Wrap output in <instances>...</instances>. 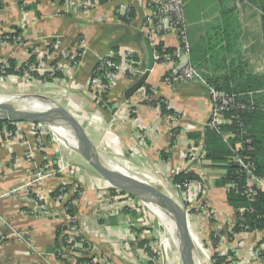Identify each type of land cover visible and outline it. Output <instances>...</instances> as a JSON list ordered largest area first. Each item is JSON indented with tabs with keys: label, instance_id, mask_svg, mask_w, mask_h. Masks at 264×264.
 Wrapping results in <instances>:
<instances>
[{
	"label": "crops",
	"instance_id": "obj_1",
	"mask_svg": "<svg viewBox=\"0 0 264 264\" xmlns=\"http://www.w3.org/2000/svg\"><path fill=\"white\" fill-rule=\"evenodd\" d=\"M33 1L29 0L28 4ZM36 1L37 13L28 11L23 28L19 27L22 20L19 0L5 1L0 21L6 27H19L24 41L0 44V57L17 64L42 57L47 63L58 65L59 75L22 83L21 75L9 74L0 76L4 79L0 86L10 92L17 90L52 98L76 118L96 150L116 168L127 170L177 203L180 198L170 184V170L181 163L188 133L194 135L195 138H189L195 140L204 156L200 170L204 172L203 186L210 204L209 213L205 214L202 202L197 200L189 218L196 250L207 257L203 244L211 254L215 252L228 260L232 258L229 254L235 252L233 264H264V257L253 251L258 242L264 247V229L241 235L237 243L239 235L233 234L236 212L226 199L228 186L215 185L225 169L212 166L213 156L232 153L229 131L218 134L213 130L219 135L220 143H208L205 125L211 110L209 86H215L220 79L264 110V0H183L190 44L184 61H189L202 78L190 82L165 81L162 70L154 64L145 82L154 88L156 97L162 98L168 109L179 115L178 131L184 125L191 128L187 133H178L174 145L171 124L165 118L169 113L162 114L158 104L150 105L142 100L145 83L132 89L144 73L148 57L142 32L145 9L136 0H108L89 13L78 8L68 12L58 0ZM128 13L130 19L126 21ZM56 39L70 53L77 45L84 44L82 55L75 63L60 55L53 61L44 56V50L51 51ZM162 43L175 48L179 45L177 33H167ZM106 53L120 67L111 89L94 97L87 80L98 57ZM133 67L137 68L135 72L131 70ZM17 127L21 141L12 142L0 136V264H79L76 259L63 260L57 252L56 232L67 221V214L52 193L62 179L80 186L75 216L80 234L91 244L94 254L103 256L109 264H143L146 252L138 243L144 239L143 235L147 237L143 218H133L134 212L127 209L116 215L107 211L105 192L113 190L80 155L68 154L51 143L43 130L44 144H41L40 131H34L32 122H18ZM25 152H30L32 157L23 158ZM45 155L51 158L55 168L64 160L69 161L75 176L46 177L42 184L45 205L40 207L22 189L13 191L31 180L35 165ZM214 233L219 236L215 242ZM166 261V264H182L179 252L170 250Z\"/></svg>",
	"mask_w": 264,
	"mask_h": 264
},
{
	"label": "built area",
	"instance_id": "obj_2",
	"mask_svg": "<svg viewBox=\"0 0 264 264\" xmlns=\"http://www.w3.org/2000/svg\"><path fill=\"white\" fill-rule=\"evenodd\" d=\"M4 6L6 0H1ZM29 0H19V9L22 14V20L20 22V28H23L27 24L28 19V10L25 9V4ZM63 5L66 11H73L76 8L81 9L83 12L89 13L91 9L95 8L99 2L98 0H58ZM140 4L146 13L145 23L142 26V32L145 40L153 48L155 64L162 70V76L165 81H175V82H190L195 79H201L202 76L196 70V68L189 62L184 61V57L189 54V39L186 29V21L184 14L183 0H136ZM2 8H0V12ZM130 11V10H129ZM130 13V12H129ZM129 13L126 14V18H130ZM17 27V26H16ZM176 32L179 45L173 48L171 52L166 51H155L154 47L159 43H162L165 35L169 32ZM24 41V36L22 33L16 34L15 27H6L0 21V44L5 45L8 43H22ZM82 47L84 44L81 43L76 46V48L70 53L64 48H62L59 40H55L52 43V50H44V56L53 61L55 56H61L69 61L76 62L79 57L82 55ZM50 62V61H49ZM24 63V67L21 70V76L27 80H31L35 77L34 73H37L38 76L44 77L45 75L53 76L56 74L58 65L49 64L45 58L39 57L35 61L29 63L27 60ZM135 63V62H134ZM22 64V63H21ZM21 64H17L16 68L19 69ZM119 63L113 58L111 54H105L96 60L93 65L88 80L87 87L89 92L94 96L98 97L101 94L108 92L114 84L115 77L118 74ZM8 68V62L6 59L0 57V72H3ZM133 72L137 70L136 67L131 68ZM142 100L150 105H154V102L157 101L154 88L151 89L149 93L145 89H142ZM238 95L235 93L227 92L225 90L218 89L214 86H209V100L211 105L210 115L207 119L205 125L207 128L215 130L221 134V126H233L236 123L240 127V132H228L229 138H232L233 148L232 155L229 161L238 166L239 172L244 175L245 183L240 186H234L236 192H239L241 195L245 196L249 201H253L257 188L264 189V178L257 174L256 165L254 162L247 156L241 155L240 151L245 149V144L250 145L251 139L244 138L243 135L246 133L241 118L238 115L226 116L224 112L232 109H253L254 104L252 102L247 105L241 102H238ZM179 115L175 112H171L165 116L166 121L171 124V139L172 145H174L178 133H187L191 128L189 125H184L181 127V131H178V125L176 121ZM12 125L15 127L14 130H9L5 126H0V136L8 138L9 141L18 142L21 141L20 128H18V122H12ZM156 128L159 123H155ZM33 129L35 132L40 131L39 142L44 144V138L41 135L40 126L33 123ZM32 155L30 152H25L23 158H31ZM203 154L199 146L196 145L195 140H192L188 137V144L183 149L181 153V163L178 168H173L170 170V175L173 178L176 174L183 172L185 174L193 173L195 177L185 178L182 181L173 182L172 178L170 184L175 188L179 194V204L185 209L186 216L189 223V218L192 215V209L197 200L200 199L202 202V210L206 214L209 213L208 208L210 206L207 200V194L204 190V181L205 176L204 172H201L200 168L203 165ZM60 174L65 177H74V169L67 168V166L59 165L58 168H55L51 158L49 156H43L41 162L38 165H35V170L30 181L24 183L21 188L14 190L15 193L18 190H21L31 198V201L40 207H43L45 204V191L42 189V184L44 179L49 176ZM67 177V178H69ZM74 183V182H73ZM65 179H62L61 184L57 187L59 190L58 194L54 198L57 203L64 207V210H67L66 202L69 199L71 193L75 191L76 183L71 187V189L66 192L65 186L73 184ZM233 187V186H232ZM113 188V187H112ZM115 189V190H114ZM112 190V189H111ZM124 192L113 188V191H106V209L110 213L119 214L125 209L129 211L138 210L139 203H136L134 197L124 193ZM7 193L6 195H9ZM103 195V192L101 193ZM104 196V195H103ZM76 200L72 202L73 206L76 204ZM240 212H243L244 209H239ZM67 214V221L62 224L63 235L66 236L65 241L66 245L61 247L63 249V257L65 259H77V258H89L92 255L94 256L93 248L91 244H84L82 241H77L80 230L78 228V223L76 220L75 214ZM136 224H133L135 226ZM248 233L242 232L239 233V237H236V242L241 238V235ZM62 235V236H63ZM218 235V234H216ZM141 236V234L139 235ZM145 235H143L144 237ZM236 236V234L234 235ZM193 242L195 238L193 237ZM236 246V245H235ZM232 247L231 250L235 248ZM209 251V250H208ZM255 252H263L264 247L256 243L253 247ZM99 264H109L103 256H95ZM233 260L232 258H230ZM160 260V259H158ZM234 261V260H233ZM88 264V263H82Z\"/></svg>",
	"mask_w": 264,
	"mask_h": 264
},
{
	"label": "trees",
	"instance_id": "obj_3",
	"mask_svg": "<svg viewBox=\"0 0 264 264\" xmlns=\"http://www.w3.org/2000/svg\"><path fill=\"white\" fill-rule=\"evenodd\" d=\"M107 1L108 0H98L99 4H103ZM36 4H37V1L34 0L33 2L29 4L28 3L25 4L24 7L28 11L33 10L36 12ZM2 7H3V4H2V1L0 0V8ZM125 19L126 21H128L130 18H125ZM15 31H16V34H18L21 32V29L19 27H15ZM154 50L159 51V52L161 51L171 52L173 48L166 47L163 43H159L157 46L154 47ZM32 61L33 59H30L28 62L31 63ZM7 62H8V68L5 69L3 72H0V76H6L9 74H15V73L19 75L22 74L21 70L24 67V63H22L20 68L17 69L16 68L17 63L14 60L9 59L7 60ZM34 75L35 77L43 78L41 76H38L37 73H34ZM55 75H59V72H56ZM45 78L50 79L51 76L49 77L48 75H45ZM214 84H215L214 87L218 89L237 94L238 97L236 100L238 102L244 103L246 105L250 102L254 104L253 109H244V110L232 109V110L224 112V114L226 116H230L232 114L238 115L241 118V121L246 131V133L242 137V140H244V138H250L251 144L250 145L245 144V149L243 151H240V153L241 155L247 156L248 158H250L256 165L257 174L263 176L264 175V110L260 109L256 101L254 102L253 100H250L247 96H242V95L240 96V94L238 93V89L233 88V87L230 88L226 80L224 81V83L223 82L221 83V79H220L218 82ZM143 87L147 93H149L152 89V86L148 83H145ZM155 104H158L160 106L162 114L173 112L171 109L167 108V104L162 98H157V101L154 102V105ZM12 122L13 121H9V120H6V121L0 120V126H5L7 127V129L13 131L15 127L12 125ZM207 129L208 130L206 131V134H207L206 138L208 137V143H220L221 139L218 135L220 133L217 132L218 134H216L215 131L210 130L209 128ZM220 129L222 132L232 131V132H237V133H239L241 130L240 127L236 123H234V125L231 127L221 126ZM188 137L195 138L194 135L189 134V133H188ZM172 140H173V136H172ZM230 140L232 142L234 141L232 138ZM231 155L232 153L229 154L227 152L222 155H214L213 160H212L213 162L212 166L222 167L223 169H225V174L215 181V185L220 186V187L228 186V191L226 194L227 203L231 207H233L236 212V222L233 228V234H239L242 232L249 233V232H253L256 230L264 229V189L257 188L253 201H249L245 196L241 195L239 192H236L234 186H237V187L242 186L245 183V177L243 174L239 172L238 166L229 161ZM191 177H195V175L193 173L185 174L183 172H180L172 178V181L178 182V181L184 180L185 178L188 179ZM73 185L74 183L66 185L65 186L66 192H68ZM110 189L113 190L111 186H110ZM58 192L59 190L56 189L55 191H53L52 196L55 198ZM80 192H81L80 186L76 184L75 191L71 193V195L69 196V199L66 202V207H67L66 212L70 215L76 213V207L73 206L72 202L74 200L77 201L79 199ZM244 208L246 210H244L243 212H240L239 209H244ZM63 230L64 228L61 225L56 232V239H57L58 255L64 260L65 258L63 257V249L60 245V244H62L63 246L66 245V241H65L66 236L63 235ZM218 237L219 236L215 235L214 233L212 240L215 242L216 240H218ZM77 241L78 242L82 241L84 242L85 245L89 244L88 240L84 238L81 234L78 235ZM140 244L142 246L148 245V243L144 240H141ZM146 249L149 250L148 246L146 247ZM95 256L96 255L94 256L92 255L89 258H77L76 260L79 264H82L84 262L88 264H99L97 260L96 262L94 261V259H96ZM260 256L264 257V251L260 252ZM227 258L225 256L224 257L220 256L215 252H213L211 256L213 264H233V260H235V258L232 257L233 259L232 261L228 260Z\"/></svg>",
	"mask_w": 264,
	"mask_h": 264
},
{
	"label": "water",
	"instance_id": "obj_4",
	"mask_svg": "<svg viewBox=\"0 0 264 264\" xmlns=\"http://www.w3.org/2000/svg\"><path fill=\"white\" fill-rule=\"evenodd\" d=\"M145 46L148 53L145 71L133 86V90L138 89L146 82L150 70L155 64L152 46L147 41H145ZM7 96L10 97H4L3 100H0V112L2 113L14 109L13 106L17 104H29L34 100L46 104V108H36L37 111H33L30 109L33 106L29 104L31 107H27V110L17 112H13L12 110V113L0 115V120L13 122L29 121L43 125H50L52 122L59 120L63 127L67 128L74 137L76 144L72 147L73 150L105 179L111 187L131 197L155 203L171 214L177 229L176 234L179 240L178 252L181 262L182 264H196L197 254L189 229L188 219L185 209L179 203L158 188L116 169L106 157L96 150L76 118L55 100L38 94H13ZM53 116H57L58 119H54Z\"/></svg>",
	"mask_w": 264,
	"mask_h": 264
},
{
	"label": "rangeland",
	"instance_id": "obj_5",
	"mask_svg": "<svg viewBox=\"0 0 264 264\" xmlns=\"http://www.w3.org/2000/svg\"><path fill=\"white\" fill-rule=\"evenodd\" d=\"M2 80L0 79V81ZM26 80H27L26 78H23L22 83L27 82ZM10 91L11 90H5L2 85L0 86V95L33 94L30 92H20L17 90L15 91L12 90L13 92H10ZM30 109H32L33 111H37L35 107H31ZM53 117L54 119H58L57 116H53ZM36 125L40 126V130H43L48 133V138L51 141V143H54L57 146H60L61 148H63L64 151L68 152V154L75 153L72 146L68 145L67 143H65L64 141L60 139L61 137L59 135L62 133L60 130V126H63V125L62 123L59 122V120L52 122L50 125H43L41 123H36ZM64 161L61 163V165L67 166V168L71 169L70 162L69 161L64 162ZM135 200H136V203L138 202L140 205L138 207V210L132 211L134 212L133 218L135 217L143 218V221H144L143 229L144 231H146V234H147V237L144 236L143 240L148 243L147 246L149 248V250H147L146 249L147 246H144L146 255H144V259L142 258L144 260L143 264H166L167 263L166 261L167 251L170 250L173 253H178L177 243H179V240H178L177 234H174L172 227L169 224V221L167 219H160V217H158L143 200H140L138 198H135ZM132 224H135V221H133ZM138 243H140V241ZM202 247L207 257H205L204 255L201 256V254H199L195 248V252L199 258V263L200 264H213L211 260V255H212L211 251L210 250L208 251L203 244H202ZM139 255H140V252L138 251L136 256L139 257ZM229 255L236 259L235 252ZM200 257L202 259L204 258V260L203 261L200 260Z\"/></svg>",
	"mask_w": 264,
	"mask_h": 264
},
{
	"label": "bare ground",
	"instance_id": "obj_6",
	"mask_svg": "<svg viewBox=\"0 0 264 264\" xmlns=\"http://www.w3.org/2000/svg\"><path fill=\"white\" fill-rule=\"evenodd\" d=\"M4 97H10V96H7V95H0V100H3ZM30 105H32L33 107L35 108H46V104H43L41 102H38V101H32L31 103H29ZM29 104H23V105H15L13 106L14 109H10L9 111H4L3 113L0 112V115H3V114H9V113H12V110L13 112H17V111H22V110H27L29 107H31ZM25 105V106H24ZM28 107V108H27ZM60 130H61V134L59 135L61 138L62 141H64L65 143H67L68 145L70 146H75V140H74V137L73 135L71 134V132L63 127V126H60ZM115 167V166H114ZM116 168V167H115ZM118 169L120 172L122 173H125L127 174L128 176H134L133 174H131L130 172H128L127 170L119 167V168H116ZM136 177V176H135ZM148 207L158 216L160 217V219H167L169 221V224L171 225L172 227V230L174 232V234L177 233V229H176V226L174 224V221H173V218L171 216V214L164 208L160 207L159 205L155 204V203H152V202H148V201H144ZM177 245L179 246V243H177ZM196 264H200L197 257H196Z\"/></svg>",
	"mask_w": 264,
	"mask_h": 264
}]
</instances>
